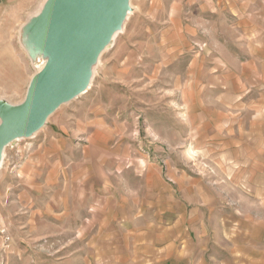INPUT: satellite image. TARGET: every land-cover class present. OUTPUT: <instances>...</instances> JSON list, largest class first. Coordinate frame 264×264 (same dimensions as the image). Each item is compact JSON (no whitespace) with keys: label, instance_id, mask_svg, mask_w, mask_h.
I'll list each match as a JSON object with an SVG mask.
<instances>
[{"label":"rangeland","instance_id":"rangeland-1","mask_svg":"<svg viewBox=\"0 0 264 264\" xmlns=\"http://www.w3.org/2000/svg\"><path fill=\"white\" fill-rule=\"evenodd\" d=\"M47 1L0 0L9 105L42 69L28 28ZM130 2L123 32L90 67L91 90L5 148L0 264H110L105 241L89 242L91 194L148 167L170 184L174 171L201 179L220 211L264 225V0ZM256 238L241 240L249 255L216 239L204 262L264 264Z\"/></svg>","mask_w":264,"mask_h":264},{"label":"crops","instance_id":"crops-1","mask_svg":"<svg viewBox=\"0 0 264 264\" xmlns=\"http://www.w3.org/2000/svg\"><path fill=\"white\" fill-rule=\"evenodd\" d=\"M168 176L172 184L148 167L91 194L89 242L105 241L110 264H209L203 256L216 239L232 254L249 255L241 240L252 245L264 238V225L220 211L201 179L175 171Z\"/></svg>","mask_w":264,"mask_h":264},{"label":"water","instance_id":"water-1","mask_svg":"<svg viewBox=\"0 0 264 264\" xmlns=\"http://www.w3.org/2000/svg\"><path fill=\"white\" fill-rule=\"evenodd\" d=\"M130 0H48L32 28L47 44L46 62L22 103L0 101V161L18 138L31 137L63 103L83 93L90 67L110 37L122 29Z\"/></svg>","mask_w":264,"mask_h":264},{"label":"bare ground","instance_id":"bare-ground-1","mask_svg":"<svg viewBox=\"0 0 264 264\" xmlns=\"http://www.w3.org/2000/svg\"><path fill=\"white\" fill-rule=\"evenodd\" d=\"M131 8H132V5H131V2L129 3V12H128V14H127V17H126V19H125V22L129 19V16L131 15ZM39 17V16H38ZM38 17H37V19H38ZM36 19V20H37ZM35 20V19H34ZM34 20L31 22V25L33 26V24H35V22H34ZM34 22V23H33ZM125 22L123 23V25H122V29L120 30V31H118V32H116V33H114L111 37H110V39L108 40V44H107V46L104 48V49H102L101 50V52H99V54H98V56H97V61H100V57L103 55V53L109 48V46H111L113 43H114V41H115V39L118 37V35H120L122 32H123V30H124V28H125ZM32 26H29V30H32V32H35L34 31V29L32 28ZM30 51H33L34 52V55H35V57L33 56V54H32V56L34 57V60L35 61H40V63H41V65H42V68H43V66H44V64H45V62H46V57H47V54H48V50H47V44H45V43H42V42H40L39 41V44H38V46H37V48H36V51L30 46ZM88 73L90 74V77H89V82H88V85H87V87H86V89H85V91L83 92V93H81L79 96H81V95H84V94H86L87 92H89L91 89V87H92V83H93V75H94V70L93 71H91L90 69H89V71H88ZM50 116V115H49ZM48 116V117H49ZM47 119V118H46ZM46 121V120H45ZM40 130V129H39ZM38 130V131H39ZM36 133V132H35ZM34 133V134H35ZM20 139H23V138H18V140H20ZM18 140H16V141H18ZM10 145V144H9ZM8 145V146H9ZM4 152H5V148H4V150H3V156H2V160L0 161V169H1V167H2V165H3V160H4V156H5V154H4ZM195 154V153H194ZM194 154H193V152L191 151V150H189V152H188V154H187V156H190V157H193L194 156Z\"/></svg>","mask_w":264,"mask_h":264}]
</instances>
